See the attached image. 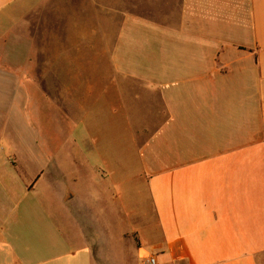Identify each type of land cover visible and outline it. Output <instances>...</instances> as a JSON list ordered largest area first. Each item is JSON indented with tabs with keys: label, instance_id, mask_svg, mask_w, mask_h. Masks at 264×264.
Wrapping results in <instances>:
<instances>
[{
	"label": "crops",
	"instance_id": "0c3cea01",
	"mask_svg": "<svg viewBox=\"0 0 264 264\" xmlns=\"http://www.w3.org/2000/svg\"><path fill=\"white\" fill-rule=\"evenodd\" d=\"M99 8L121 17L111 69H62L65 15ZM50 14L57 71L0 72V264H262L264 0H0V47L34 41ZM99 106L132 132L159 232L150 245L131 246L117 207L98 217L82 194L108 187L109 213L120 191L83 127Z\"/></svg>",
	"mask_w": 264,
	"mask_h": 264
},
{
	"label": "rangeland",
	"instance_id": "374dc122",
	"mask_svg": "<svg viewBox=\"0 0 264 264\" xmlns=\"http://www.w3.org/2000/svg\"><path fill=\"white\" fill-rule=\"evenodd\" d=\"M99 1L112 3L116 0ZM57 18V14H50L51 24L49 25V31H42L41 27L34 29L36 35L34 41H30L24 35L22 38H19L17 45H2L0 47V72L8 74L11 70L19 71L20 73L38 70V73H36L41 74L43 70L47 69L57 71L59 68ZM41 20V18H39L38 22L35 20V23L37 22L35 26H38V23L40 26ZM120 20V15L103 12V8H99L97 14H82L81 18H77V15L66 14V24L71 27L60 32L63 34V43L66 46V57H62L64 60L61 63L62 69L66 71H73L75 69L85 71L111 69L109 57L118 33ZM90 22L92 26L93 24L96 25V29L90 30ZM45 32L49 33V37L44 44L42 34ZM95 32L96 36H94ZM44 47L49 56L43 51ZM34 51L36 53L41 52V54L33 55ZM43 55H46V57ZM1 80L8 81V78H0ZM50 81L54 82L55 79L51 78ZM7 84L8 82L2 83V85L8 86ZM1 99L6 101L7 95L1 96ZM90 112L95 115L92 116L90 114L88 123L83 127L86 131L90 132L91 130L92 134L94 133L98 136L99 152L102 154L100 161H102L101 164L104 166V169L110 174L108 185L110 187L111 183H113L120 191H114L115 196H117L116 192L119 195L116 198L118 202L115 199L113 206L110 205L108 207L109 213H107L106 204L103 202L104 198H107L108 187L106 188L104 185L98 183V186L90 192L89 188H87L88 185L85 184V187L81 189L82 194L86 196L87 192L93 193L94 196L91 199L85 198V200L91 202L90 207L92 208V212L98 215V217H105L106 214L113 212H111L113 208L117 207L120 212V222L122 223L114 222V224H121L122 229L130 231L129 243L131 246H139V240L148 242L150 245L153 240L159 237V232L147 188L141 181L134 179L138 163L135 145L132 142V132L124 129L121 118L108 119L105 114L106 111L100 106L97 110L95 107L94 111ZM49 113H52L51 109L44 111L45 118H41L42 124L49 129L48 136L53 133L54 126L52 119H48ZM106 139L113 141L114 149L109 147L108 151L105 150ZM74 165L72 158H67L66 169L67 179L69 180L77 170ZM88 193L87 195L89 196ZM84 195L83 197H85ZM133 231H138L140 235L133 237Z\"/></svg>",
	"mask_w": 264,
	"mask_h": 264
},
{
	"label": "built area",
	"instance_id": "2783aa9c",
	"mask_svg": "<svg viewBox=\"0 0 264 264\" xmlns=\"http://www.w3.org/2000/svg\"><path fill=\"white\" fill-rule=\"evenodd\" d=\"M143 264H158V261L156 257L151 256Z\"/></svg>",
	"mask_w": 264,
	"mask_h": 264
}]
</instances>
